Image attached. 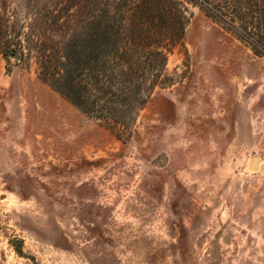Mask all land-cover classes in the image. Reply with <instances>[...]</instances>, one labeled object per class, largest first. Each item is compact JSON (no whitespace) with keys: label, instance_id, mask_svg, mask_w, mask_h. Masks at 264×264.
I'll list each match as a JSON object with an SVG mask.
<instances>
[{"label":"rangeland","instance_id":"1","mask_svg":"<svg viewBox=\"0 0 264 264\" xmlns=\"http://www.w3.org/2000/svg\"><path fill=\"white\" fill-rule=\"evenodd\" d=\"M95 2L0 0V264H264V53L191 0L149 1L122 44L170 40L158 84L84 111L40 65Z\"/></svg>","mask_w":264,"mask_h":264},{"label":"trees","instance_id":"2","mask_svg":"<svg viewBox=\"0 0 264 264\" xmlns=\"http://www.w3.org/2000/svg\"><path fill=\"white\" fill-rule=\"evenodd\" d=\"M149 1V5H163L171 11L179 4V0L163 4L165 0H96L94 15L84 27L72 32L62 47L64 54L58 65H53L48 50L42 52L44 80L84 111L106 109L117 113L120 105L134 110L145 103L165 68L171 42L165 41L167 45L161 46L160 40H155L149 44L151 57L141 60L125 54L122 36L127 29L125 12L146 7ZM191 1L222 21L239 22L241 35L264 53V0ZM126 60L128 72L123 64Z\"/></svg>","mask_w":264,"mask_h":264},{"label":"water","instance_id":"3","mask_svg":"<svg viewBox=\"0 0 264 264\" xmlns=\"http://www.w3.org/2000/svg\"><path fill=\"white\" fill-rule=\"evenodd\" d=\"M258 160H259V157H258V156H256V157L253 159V162H252L253 167H255V166L257 165ZM252 165H251V166H252Z\"/></svg>","mask_w":264,"mask_h":264},{"label":"bare ground","instance_id":"4","mask_svg":"<svg viewBox=\"0 0 264 264\" xmlns=\"http://www.w3.org/2000/svg\"><path fill=\"white\" fill-rule=\"evenodd\" d=\"M253 166V165H252Z\"/></svg>","mask_w":264,"mask_h":264}]
</instances>
